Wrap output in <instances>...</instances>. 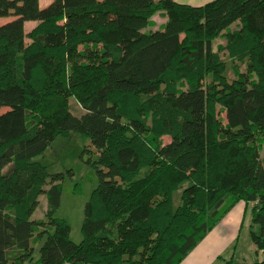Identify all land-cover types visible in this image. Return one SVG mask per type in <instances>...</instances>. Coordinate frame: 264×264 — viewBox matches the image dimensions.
I'll return each mask as SVG.
<instances>
[{"label":"trees","instance_id":"16d2710c","mask_svg":"<svg viewBox=\"0 0 264 264\" xmlns=\"http://www.w3.org/2000/svg\"><path fill=\"white\" fill-rule=\"evenodd\" d=\"M0 17V264H177L239 200L264 252V0H0ZM75 133L98 151L78 242L55 216L63 173L33 159Z\"/></svg>","mask_w":264,"mask_h":264},{"label":"rangeland","instance_id":"374dc122","mask_svg":"<svg viewBox=\"0 0 264 264\" xmlns=\"http://www.w3.org/2000/svg\"><path fill=\"white\" fill-rule=\"evenodd\" d=\"M46 1L39 0L40 6H44ZM164 18V11L157 12L152 17V25L148 27L161 26L165 21ZM9 19V17H0V23ZM36 23V21L25 23L24 31H29ZM231 27L234 28L235 25L233 24ZM25 41L29 42V39L26 38ZM219 42L224 43L225 39L223 37L216 38L213 41L214 49H216V44ZM221 57L226 61L227 76L229 79L233 78L226 54L223 53ZM241 69H243V66ZM68 106L75 115H80L83 112V108L78 103L75 95L68 97ZM4 109L2 108V110ZM220 116H224V113L222 112ZM74 135L72 138L58 136L46 148L43 156L36 155L33 159L46 163L49 172L63 173L60 203L55 211V216L66 219L70 225V238L78 242L82 236L80 226L83 220L85 202L91 190L98 183L96 171L87 162V159L93 160L98 155V151L90 145L87 138L78 133ZM162 141L164 143L169 141V136H163ZM83 147L87 149L86 152L82 151ZM261 157L264 158V145ZM11 166L10 163L4 166L2 172H9ZM45 187H48V185ZM46 202V195L40 194L31 219L44 218ZM249 209L243 200L234 203L177 264H224L226 260H230L231 264H254L255 262L264 264V252L256 253L250 240L251 213ZM235 212L237 213V219L233 223L231 222V215ZM38 246L36 245V247ZM36 252L37 248L35 254Z\"/></svg>","mask_w":264,"mask_h":264},{"label":"crops","instance_id":"0c3cea01","mask_svg":"<svg viewBox=\"0 0 264 264\" xmlns=\"http://www.w3.org/2000/svg\"><path fill=\"white\" fill-rule=\"evenodd\" d=\"M49 0L46 1V3L44 4H47ZM176 2H179V3H185V4H190V5H200V4H203L207 1H210V0H175ZM165 19V18H164ZM29 22H33V21H25V23H29ZM155 28V27H154ZM237 205V204H236ZM242 205V204H241ZM248 206V209L250 208L249 205ZM235 209V208H234ZM250 210V209H249ZM251 213V212H250ZM232 217V221L233 223H235L236 219H237V213H233V215H231Z\"/></svg>","mask_w":264,"mask_h":264}]
</instances>
